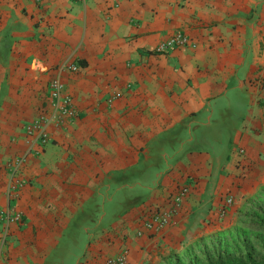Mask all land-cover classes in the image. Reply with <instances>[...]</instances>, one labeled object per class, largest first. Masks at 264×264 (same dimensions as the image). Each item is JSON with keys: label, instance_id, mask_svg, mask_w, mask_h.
<instances>
[{"label": "crops", "instance_id": "0c3cea01", "mask_svg": "<svg viewBox=\"0 0 264 264\" xmlns=\"http://www.w3.org/2000/svg\"><path fill=\"white\" fill-rule=\"evenodd\" d=\"M177 32L190 42L154 51ZM52 79L79 114L43 145L28 125L52 113ZM259 83L264 0H0V264H103L124 248L155 264L220 228L240 150L263 142ZM182 186L173 224L147 232ZM10 207L21 221L5 222Z\"/></svg>", "mask_w": 264, "mask_h": 264}, {"label": "rangeland", "instance_id": "374dc122", "mask_svg": "<svg viewBox=\"0 0 264 264\" xmlns=\"http://www.w3.org/2000/svg\"><path fill=\"white\" fill-rule=\"evenodd\" d=\"M258 90L263 110V142L253 153L244 149L247 164L237 185L239 195L222 217L220 228L200 240L185 243L170 255H163L155 264H208L211 259L229 253L241 256L247 251L264 257V83H259ZM221 140L228 143L231 152L240 146L235 136H223Z\"/></svg>", "mask_w": 264, "mask_h": 264}, {"label": "built area", "instance_id": "2783aa9c", "mask_svg": "<svg viewBox=\"0 0 264 264\" xmlns=\"http://www.w3.org/2000/svg\"><path fill=\"white\" fill-rule=\"evenodd\" d=\"M190 39L182 32H177L167 40L161 42L154 49L155 52L165 53L170 49L178 46L187 45ZM69 70H78V65L70 64L67 66ZM50 100L53 111L51 114L41 115L28 125V132L31 135H36L41 144H46L50 141L51 135L49 127H63L77 118L79 111L76 108L72 96L67 93L65 84L59 79H52L49 84ZM240 153H244L241 149ZM12 183L8 192V196L13 198L23 185V181L17 177V167L12 169ZM190 187L182 186L177 193L173 196L171 204L168 208L156 209L149 213L144 220L143 226L147 232L160 233L167 227L173 224L175 215L181 209L184 198L189 194ZM234 203V197L231 195L226 196L223 201L219 213L223 217ZM4 220L8 224L11 222L21 221V215L16 213L11 207L4 214ZM143 232H139L142 234ZM103 264H130L129 249L124 248L116 255L109 256L105 259Z\"/></svg>", "mask_w": 264, "mask_h": 264}, {"label": "trees", "instance_id": "16d2710c", "mask_svg": "<svg viewBox=\"0 0 264 264\" xmlns=\"http://www.w3.org/2000/svg\"><path fill=\"white\" fill-rule=\"evenodd\" d=\"M208 264H264V257H257L252 251H247L241 256L229 253L215 260H209Z\"/></svg>", "mask_w": 264, "mask_h": 264}]
</instances>
